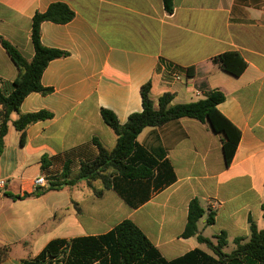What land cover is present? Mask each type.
Returning <instances> with one entry per match:
<instances>
[{"label":"crops","instance_id":"obj_1","mask_svg":"<svg viewBox=\"0 0 264 264\" xmlns=\"http://www.w3.org/2000/svg\"><path fill=\"white\" fill-rule=\"evenodd\" d=\"M54 3L66 4L75 17L64 25L44 22L42 44L68 56L50 62L42 75V85L52 92L32 93L20 107L21 114L48 111L53 118L30 125L24 143L9 123L0 154V181H5L0 249H9V257L0 264H23L53 240L104 235L125 220L134 222L168 261L195 250L211 254L197 236L182 238L195 199L206 211L198 235L215 241L225 232L231 241L248 239L250 220L264 229V0H174L171 15L163 0H0V37L32 60L33 18ZM228 52L247 63L239 77L213 62ZM189 68L195 69L193 79ZM18 74L0 45V89L10 93ZM148 83L156 105L165 94L173 96L172 105L203 100L211 90L225 94L218 110L241 133L229 167L224 135L184 118L145 128L138 136L151 154L170 164L175 180L157 191L153 183H143L145 201L136 207L114 189H104L100 180L38 197H10L44 177V157L62 156L78 171L81 162L98 155L94 139L113 150L116 136L101 110L126 124L130 115L143 111L141 90ZM209 213L215 215L211 226Z\"/></svg>","mask_w":264,"mask_h":264},{"label":"trees","instance_id":"obj_2","mask_svg":"<svg viewBox=\"0 0 264 264\" xmlns=\"http://www.w3.org/2000/svg\"><path fill=\"white\" fill-rule=\"evenodd\" d=\"M167 14L174 13V0H163ZM75 13L64 3L52 4L46 12L37 13L32 23V44L35 55L27 60L7 40L0 37V45L10 55L19 74L13 82V89L6 93L0 89V154L8 134L9 123L14 113L18 118L13 126L22 133V143L25 142V130L32 124L50 120L53 114L40 111L31 114H21L20 107L32 93L48 95L52 89L42 85V75L50 62L64 58L68 54L57 49L47 48L42 44L41 27L44 22L68 24ZM223 71L239 77L246 70L247 63L239 53L228 52L213 59ZM187 76L195 77V69L189 68ZM151 85L142 87L141 113L130 115L126 124L122 125L116 115L107 109L101 110L105 124L116 136V146L113 150L104 148L97 139L94 143L98 148L96 158L81 162L78 171H74L72 161L58 157H44L41 171L46 179V187L35 186V182L26 183L22 193L10 196L13 199L38 197L49 191H60L66 187L86 181L92 183L100 180L104 189H114L132 207L144 202L142 195L146 194L143 183L155 186V191L161 190L175 180L172 167L168 162H161L138 142V136L148 127H160L169 122L184 118L197 120L217 133L224 135L223 152L226 165L229 167L238 148L241 133L218 110L226 96L220 90L209 91L203 100L189 104L172 105L173 96L165 94L159 98L157 105L151 98ZM35 191L29 188L32 185ZM102 195V192H97ZM264 218V204L262 205ZM206 211L198 199L189 205L187 225L182 238L197 236L200 243L211 251L208 254L202 250L192 251L172 261L166 260L159 250L151 243L144 232L131 220H125L112 231L100 236L81 237L71 240L56 239L50 242L34 259L23 264H264V229L259 230L250 220V237L235 238V248L226 253L228 235L222 232L215 241L198 235V224ZM215 223L214 213H209L206 224ZM9 257V249H0V261Z\"/></svg>","mask_w":264,"mask_h":264},{"label":"built area","instance_id":"obj_3","mask_svg":"<svg viewBox=\"0 0 264 264\" xmlns=\"http://www.w3.org/2000/svg\"><path fill=\"white\" fill-rule=\"evenodd\" d=\"M5 185V181H0V186L3 187ZM47 182L44 177H40L35 180V186H40V187H46Z\"/></svg>","mask_w":264,"mask_h":264},{"label":"rangeland","instance_id":"obj_4","mask_svg":"<svg viewBox=\"0 0 264 264\" xmlns=\"http://www.w3.org/2000/svg\"><path fill=\"white\" fill-rule=\"evenodd\" d=\"M13 120H15V115H13L12 121L10 122V127L12 129H13V125H12ZM234 248H235V244L233 243V241L229 240L228 241V246L225 248V252L226 253H231Z\"/></svg>","mask_w":264,"mask_h":264}]
</instances>
